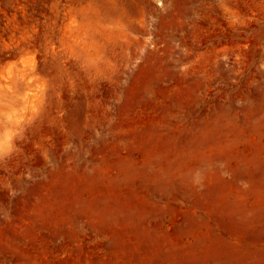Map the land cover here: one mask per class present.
I'll list each match as a JSON object with an SVG mask.
<instances>
[{
  "label": "rangeland",
  "instance_id": "obj_1",
  "mask_svg": "<svg viewBox=\"0 0 264 264\" xmlns=\"http://www.w3.org/2000/svg\"><path fill=\"white\" fill-rule=\"evenodd\" d=\"M0 264H264V0H0Z\"/></svg>",
  "mask_w": 264,
  "mask_h": 264
}]
</instances>
